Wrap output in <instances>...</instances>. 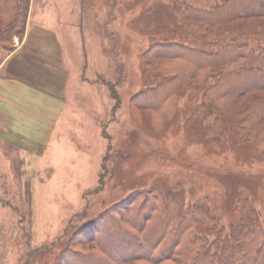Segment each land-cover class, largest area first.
I'll list each match as a JSON object with an SVG mask.
<instances>
[{"label":"rangeland","instance_id":"obj_1","mask_svg":"<svg viewBox=\"0 0 264 264\" xmlns=\"http://www.w3.org/2000/svg\"><path fill=\"white\" fill-rule=\"evenodd\" d=\"M173 1L32 0L30 28L38 22L52 28L59 37L56 50L58 40L71 77H77L71 89L76 110H69L60 135L39 158H20L11 149L6 165L1 160V179L8 172L15 178L0 183V200L10 206L0 226L1 264H61L64 238L70 224L80 222L78 213L89 217L153 182L188 190L187 200L205 201L219 225L239 221L248 205L264 221L263 139L236 145L229 121L221 145L204 134L210 117L203 125H190L198 92L182 95L173 121L161 130L130 100L157 81L158 74L144 63L146 48L181 35L173 22ZM186 1L204 8L217 0ZM263 26L264 16H257L224 27ZM35 125L32 133L47 129L38 119Z\"/></svg>","mask_w":264,"mask_h":264},{"label":"trees","instance_id":"obj_2","mask_svg":"<svg viewBox=\"0 0 264 264\" xmlns=\"http://www.w3.org/2000/svg\"><path fill=\"white\" fill-rule=\"evenodd\" d=\"M30 3L0 0V46L11 49L23 35ZM172 9L181 35L143 52L148 71L158 76L132 94L135 108L161 130L173 121L182 95L198 92L190 125L210 117L204 134L221 145L229 121L236 145L264 140V26L224 27L236 18L264 16V0H217L204 8L174 0ZM186 191L153 182L89 217L78 213L61 264H264V221L256 208L248 205L239 221L219 225L209 205L187 200Z\"/></svg>","mask_w":264,"mask_h":264},{"label":"crops","instance_id":"obj_3","mask_svg":"<svg viewBox=\"0 0 264 264\" xmlns=\"http://www.w3.org/2000/svg\"><path fill=\"white\" fill-rule=\"evenodd\" d=\"M32 11L31 0L23 35L13 39L11 49L0 48V70L9 65L6 72H0V165L1 160L6 165L11 149L17 151L20 158L26 159L31 154L39 158L46 147L50 148L56 134L60 135V125H64L69 110H76L72 108L76 101H71L75 90L71 89L76 88L77 77H71L69 64L62 59V44L58 40L56 50L54 44L59 37L52 28L39 22L35 29L30 28ZM72 83H75L74 87ZM36 119L38 123L46 122L44 127L47 129L32 133L29 129L36 127ZM27 145H30L29 149ZM38 149L40 152L31 151ZM2 178L0 183L15 179L10 172L6 177L3 173ZM1 192L2 184L0 196ZM9 208L0 200V226L2 218L10 213ZM3 233L4 229L0 227V240ZM4 260L1 257L0 264Z\"/></svg>","mask_w":264,"mask_h":264}]
</instances>
